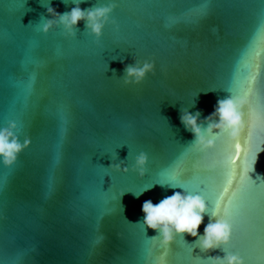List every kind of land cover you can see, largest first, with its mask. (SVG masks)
Segmentation results:
<instances>
[{"label":"water","instance_id":"1","mask_svg":"<svg viewBox=\"0 0 264 264\" xmlns=\"http://www.w3.org/2000/svg\"><path fill=\"white\" fill-rule=\"evenodd\" d=\"M66 2L25 0L22 7L24 0H0V126L14 120L21 141L30 138L13 166L7 207L0 201L15 238L0 258L19 256L21 264H151L164 249L157 240L151 257H142L143 225L132 223L142 221L143 201L155 204L172 194L151 186L178 166L186 177L195 175L189 191L201 181L209 198L228 189L224 196L236 217L233 242L252 243L255 256L245 264H264V0H207L210 6L198 11L200 0H176L175 8L170 0H121L110 14L119 31L106 24L98 43L82 21L74 38L61 36L59 28L40 32L46 6L63 13L71 7ZM98 2L83 0L80 7ZM170 16L190 22L170 24ZM133 57L151 58L154 73L126 86L123 67ZM252 76L258 90L251 110L245 107L248 126L237 141L239 155L237 142L223 136L214 137L207 153L188 148L192 134L180 123V110L199 109L203 118L229 90L241 93ZM105 151L129 166L144 151L145 175L109 173L111 154ZM59 155L63 175L52 191L49 166ZM245 166H252L248 178L241 176ZM105 173L114 181L109 189L112 179L104 177L108 192L94 179ZM119 189L131 190L120 204ZM207 222L205 215L198 232ZM145 234L157 232L146 228ZM194 240L177 235L169 246L184 245L183 261L166 254L167 264H207L206 256L223 255L222 246L209 253L193 248ZM191 250L200 258L193 259Z\"/></svg>","mask_w":264,"mask_h":264},{"label":"clouds","instance_id":"2","mask_svg":"<svg viewBox=\"0 0 264 264\" xmlns=\"http://www.w3.org/2000/svg\"><path fill=\"white\" fill-rule=\"evenodd\" d=\"M64 2L67 4L66 0ZM82 2L83 0H71V7L63 13L48 4L45 17H42L43 23L39 26L40 32L47 34L50 30L59 28L61 36L67 39L74 38L78 22L82 21L87 35L93 37L94 42L98 43L105 25L110 23L116 25L115 20L110 19V14L115 7L114 0H100L97 4L84 9L80 7ZM115 59L117 58H113ZM120 60L123 63V57H120ZM154 68L155 63L151 58L136 59L133 57L132 63L124 64L122 82L126 86L138 85L147 74L154 73ZM228 93L230 95L223 99H217L212 112L203 118H201L199 109L189 111L188 108H183L180 110L179 121L184 129L192 134V139L187 144L192 151L207 153L214 146V137L223 136L231 143L240 139L248 126L245 120V107L249 104L248 94L246 91L232 93L230 90ZM29 143L30 138L27 136L21 141L20 129L15 121L9 120L4 126H0V164L4 166L13 164L18 154L28 147ZM110 158L111 163L107 169L111 172L132 171L138 178L145 175L148 157L144 151L138 152L132 158L130 166L125 163V160H119L116 152L111 154ZM154 185L165 190L172 189V194L164 196L155 204L150 199L143 201L141 204L142 221L130 222L132 224L142 223L144 229L156 230L157 234L149 239L153 245L158 240L159 247L164 251L158 257L153 258L151 264H167L166 250L180 234L194 237L193 248L198 247L203 253H209L212 249L222 246L223 255L206 256L207 264H245L244 258L239 253L225 248L232 233L227 208L220 207L218 202L210 204L200 192L189 191L182 183L157 180L151 187ZM126 192L128 191H121L119 196H123ZM141 193L133 192L135 196ZM121 208L123 211L122 205ZM205 215L208 217V222L204 224L203 231L198 232Z\"/></svg>","mask_w":264,"mask_h":264},{"label":"snow or ice","instance_id":"3","mask_svg":"<svg viewBox=\"0 0 264 264\" xmlns=\"http://www.w3.org/2000/svg\"><path fill=\"white\" fill-rule=\"evenodd\" d=\"M115 3V7L113 9V11L115 9H118L120 7H122L121 4V0H114ZM25 5V0L24 3L22 5V7H24ZM169 7L175 8L178 7L176 0H170V3L168 5ZM210 6L209 3L207 2V0H200V2L197 4V6L194 8L195 11H198L199 9L205 8ZM115 20V19H113ZM116 22V21H115ZM186 22H190V21H186L183 20L181 18H177L174 16H170L169 17V23H186ZM111 24V23H110ZM117 27L115 29H113V31H119V25L116 23ZM29 80L33 81L35 80L34 76H30ZM257 83L256 81V77L252 76L247 84V87L245 89H243V91H246L248 94V100H249V108L251 110V105H252V100H253V96L256 93V91L258 90L254 84ZM58 118L59 120H63L65 123L67 122V119L64 115H61L58 113ZM14 121V120H13ZM16 122V121H15ZM20 129V128H19ZM21 132V129H20ZM23 140V139H22ZM235 148H236V153L237 156L239 155L240 151H241V145L239 142H237L235 144ZM259 150V149H258ZM249 151V147H245L244 148V154H246ZM104 153H110L113 154L112 152H108L105 151ZM256 154V153H255ZM18 159V156H17ZM16 159V160H17ZM255 159V158H254ZM253 159V161H254ZM252 161V164H253ZM60 162V155L54 156L53 158V163L49 166L50 168V172H49V176H48V181L51 187L52 191H56V189L59 186V183L61 182L62 179V175H63V171L61 169H59L57 166L59 165ZM231 158H229V163H231ZM16 163L14 162L13 164H11L8 167H4L2 169V174H0V201L3 202V207L6 208L7 207V194H8V185L9 182L12 178V175L14 173L13 170V166ZM252 166H245L243 168V171L241 172V176H244L246 178H248V173L249 171H251ZM109 173H114L111 172L110 170H108ZM233 175L230 172V176ZM105 176H110L112 179V183L111 186L109 187L112 188L114 186V181H113V177L112 175L105 173L102 177L101 176H95L94 179L99 187V189L102 192H108L105 191L103 189V183H104V177ZM195 175H191V176H185L179 169V167H168L167 171H166V178L163 179L165 181H172V182H178V183H182L184 186L188 185L194 178ZM231 182V180L229 181ZM253 183V181H251ZM254 184V183H253ZM196 189L198 192H200L203 196H205L206 199L209 200L210 204L211 203H215L218 202L219 206L222 208H227L228 212H229V219L230 222L232 224V233H231V237L230 240L228 242L227 245H225V248L228 250L229 246L233 247V248H238L237 253H239L244 259L248 260L249 262H251L255 256V249L252 245L251 242L245 243V244H236L233 242V231L236 227V217H235V212L234 210L229 206V202H228V198H226L224 196V193H226L228 191L227 188H224L222 192H218L214 198H209V196L207 195L209 188L205 186V183L203 181L199 182L198 184H196ZM121 191H131V190H124V189H119L117 190L116 194L119 197V204H120V196L119 193ZM111 203V202H109ZM121 206V205H120ZM14 237H10L9 236V218L8 215L6 213V211H0V253L4 254V249L7 246L8 243H11L14 241ZM141 251H142V257L144 258H150L152 255V252L154 250L153 248V242L149 239V237L145 234V229L143 227V230L141 232ZM186 249L184 247L183 244L181 243H176L175 247L172 246H168L167 250H166V254H171L172 255V259L174 261H183V256L185 253ZM191 255L193 257V259L196 258H200V256H193L192 254V250H191ZM0 264H21V260L20 257L17 256L15 258L10 257V260H6L4 258H0Z\"/></svg>","mask_w":264,"mask_h":264}]
</instances>
